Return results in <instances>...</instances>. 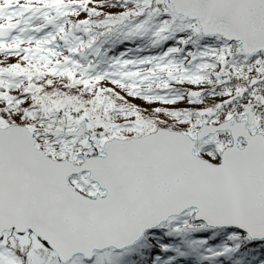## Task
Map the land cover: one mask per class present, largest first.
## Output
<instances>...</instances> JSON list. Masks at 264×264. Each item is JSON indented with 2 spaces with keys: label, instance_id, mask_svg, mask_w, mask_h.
Returning a JSON list of instances; mask_svg holds the SVG:
<instances>
[{
  "label": "snow or ice",
  "instance_id": "obj_1",
  "mask_svg": "<svg viewBox=\"0 0 264 264\" xmlns=\"http://www.w3.org/2000/svg\"><path fill=\"white\" fill-rule=\"evenodd\" d=\"M0 264H264V0H0Z\"/></svg>",
  "mask_w": 264,
  "mask_h": 264
}]
</instances>
